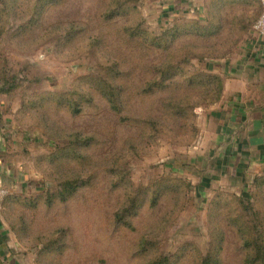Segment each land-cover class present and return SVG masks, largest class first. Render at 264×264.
Returning a JSON list of instances; mask_svg holds the SVG:
<instances>
[{"label": "rangeland", "instance_id": "obj_1", "mask_svg": "<svg viewBox=\"0 0 264 264\" xmlns=\"http://www.w3.org/2000/svg\"><path fill=\"white\" fill-rule=\"evenodd\" d=\"M261 10L0 0V264H264V167L212 182Z\"/></svg>", "mask_w": 264, "mask_h": 264}, {"label": "crops", "instance_id": "obj_2", "mask_svg": "<svg viewBox=\"0 0 264 264\" xmlns=\"http://www.w3.org/2000/svg\"><path fill=\"white\" fill-rule=\"evenodd\" d=\"M220 68L225 102L212 112V182L219 173L243 179L264 167V38Z\"/></svg>", "mask_w": 264, "mask_h": 264}, {"label": "built area", "instance_id": "obj_3", "mask_svg": "<svg viewBox=\"0 0 264 264\" xmlns=\"http://www.w3.org/2000/svg\"><path fill=\"white\" fill-rule=\"evenodd\" d=\"M260 4L262 9L261 14L253 25V31L256 37H258L259 39H263L264 38V0H260Z\"/></svg>", "mask_w": 264, "mask_h": 264}, {"label": "trees", "instance_id": "obj_4", "mask_svg": "<svg viewBox=\"0 0 264 264\" xmlns=\"http://www.w3.org/2000/svg\"><path fill=\"white\" fill-rule=\"evenodd\" d=\"M258 18H259V17H258ZM258 18H257V19H258ZM257 19H256V21H257ZM256 21H255V22H256ZM253 25H254V24H253ZM248 264H250V261L248 262Z\"/></svg>", "mask_w": 264, "mask_h": 264}]
</instances>
